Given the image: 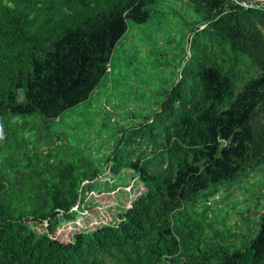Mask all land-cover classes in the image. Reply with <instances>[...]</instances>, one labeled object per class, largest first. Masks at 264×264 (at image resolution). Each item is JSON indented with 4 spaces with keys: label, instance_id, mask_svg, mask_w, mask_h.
Wrapping results in <instances>:
<instances>
[{
    "label": "trees",
    "instance_id": "obj_1",
    "mask_svg": "<svg viewBox=\"0 0 264 264\" xmlns=\"http://www.w3.org/2000/svg\"><path fill=\"white\" fill-rule=\"evenodd\" d=\"M151 1L0 0V264H264V206L242 249L201 250L189 223L172 224L201 192L203 201L264 162V0H250L261 3L251 8L188 0L200 28L185 73L161 103L168 113L159 141L149 132L132 157L107 160L110 179L123 171L140 186L128 206L87 200L92 189L107 200L102 191L117 186L95 187L96 168L68 163L46 179H25L1 155L9 116L56 118L88 97L126 20L143 22ZM242 57L255 73L237 85Z\"/></svg>",
    "mask_w": 264,
    "mask_h": 264
},
{
    "label": "rangeland",
    "instance_id": "obj_2",
    "mask_svg": "<svg viewBox=\"0 0 264 264\" xmlns=\"http://www.w3.org/2000/svg\"><path fill=\"white\" fill-rule=\"evenodd\" d=\"M147 7L149 15L143 22L126 20V29L109 54L108 68L86 99L56 118H45L38 112L8 117V136L1 155L10 157L11 174L46 179L68 163L86 165L101 171L95 187L117 185L102 191L109 196L107 200L97 197L103 193L90 190L88 201L96 204L99 200L100 205L114 210L129 205L140 186L123 171L110 179L107 160L113 155L129 159L147 144L149 132L159 141L168 113L161 111V103L189 65L191 39L201 23L200 14L188 0H152ZM236 69L243 74L237 85L255 73L245 57ZM17 92L20 96L21 91ZM173 113L174 108L170 115ZM202 195L193 207L185 204L173 213V226L189 223L201 250L214 244L229 251L244 248L257 231L264 206V162L220 184L203 201ZM202 203L207 205L209 223L201 221L198 214ZM78 215L83 216V212Z\"/></svg>",
    "mask_w": 264,
    "mask_h": 264
},
{
    "label": "built area",
    "instance_id": "obj_3",
    "mask_svg": "<svg viewBox=\"0 0 264 264\" xmlns=\"http://www.w3.org/2000/svg\"><path fill=\"white\" fill-rule=\"evenodd\" d=\"M236 5H239L243 8H251V7H259L261 6V3H256L254 1L250 0H230ZM85 183V181L82 182V184ZM72 209H76V204L72 206Z\"/></svg>",
    "mask_w": 264,
    "mask_h": 264
}]
</instances>
